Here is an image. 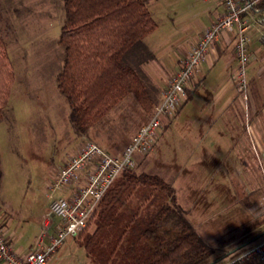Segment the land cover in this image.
<instances>
[{
  "label": "rangeland",
  "instance_id": "obj_1",
  "mask_svg": "<svg viewBox=\"0 0 264 264\" xmlns=\"http://www.w3.org/2000/svg\"><path fill=\"white\" fill-rule=\"evenodd\" d=\"M196 2L177 0L173 3L176 12L168 14L165 10L170 4L163 0V11L154 16L157 28L123 57V63L138 72L155 103L161 98L156 80L158 64H163L171 51L178 52L176 39L190 24L174 28V22L191 14L198 7ZM0 13V33L14 74L9 100L0 117V230L10 244L12 231H34L32 221L37 226L38 216L49 203L44 181L68 152L87 138L109 153H120L150 118L154 105L145 112L129 93L84 134L75 132L68 103L56 82L64 56L57 38V24L61 28L64 20L63 0H0ZM201 80L196 81V92L202 91ZM176 119L174 116L166 128L163 121L157 144L149 152L137 154L133 169L136 173L157 174L171 184L186 217L218 255L224 239H240L244 230L237 228L247 218L234 202L233 166L216 156L201 157L198 146L203 133L199 120L189 118L177 126L173 123ZM139 187L130 199L131 205L142 201L145 186Z\"/></svg>",
  "mask_w": 264,
  "mask_h": 264
},
{
  "label": "trees",
  "instance_id": "obj_2",
  "mask_svg": "<svg viewBox=\"0 0 264 264\" xmlns=\"http://www.w3.org/2000/svg\"><path fill=\"white\" fill-rule=\"evenodd\" d=\"M253 8L264 10V0ZM63 11L58 42L64 56L56 82L75 132L84 134L129 93L149 112L155 98L138 72L123 63L124 55L157 27L147 1L63 0ZM13 82L0 33V117ZM139 186H145L142 201L131 205ZM76 242L93 264H218L227 254L215 255L177 203L171 184L133 168L123 170L105 190Z\"/></svg>",
  "mask_w": 264,
  "mask_h": 264
},
{
  "label": "crops",
  "instance_id": "obj_3",
  "mask_svg": "<svg viewBox=\"0 0 264 264\" xmlns=\"http://www.w3.org/2000/svg\"><path fill=\"white\" fill-rule=\"evenodd\" d=\"M162 1H147L153 18L158 12L163 11L161 10L163 7L160 5ZM175 1L177 0H167L170 5H167L169 9L165 10L166 13L176 12L173 8ZM196 1L198 7H195L191 14L174 22V28L182 27L189 22L190 24L176 39L178 42L175 48H178V52L171 51L164 58V63L158 64L156 80L159 96H161L160 90L164 87L169 74L179 67L190 46L198 40L203 30L224 11L221 0ZM258 14L264 16V10L259 11ZM169 18L173 17L169 16ZM250 21L247 99H243L242 95L236 92L234 81L233 41L236 30L222 32L211 48L208 57L201 63L197 79L189 85L187 91H191V94L187 96L186 91V96L175 115L177 119L173 122L179 126L181 122L185 124L189 118L190 121L199 120L203 133L198 146L201 150V157L216 156V158L226 159L227 161L223 162L233 166L232 180L235 182V188L232 192L236 198L234 202L238 209H241L240 213H247V218L237 228L244 230L239 240L224 239L219 244L218 248L221 251L217 252L227 253L221 260H225L233 252L264 237V40L261 38V35L264 34V23L259 24L252 19ZM57 27L60 31L59 24ZM199 79H202V91L196 92L195 85ZM205 89L211 93L204 92ZM173 118L164 119L165 128ZM245 198L247 199V205H245L247 208L243 206ZM48 206L49 203L38 216L37 226L32 221L34 231L31 234L25 230V232L21 230L11 232L10 246L17 254H25L36 247L38 235L42 231L41 218L48 211ZM56 223L57 220L52 218L45 228V232L49 235L53 234ZM249 238L253 240L246 242ZM48 241V236H44L43 243L46 244ZM48 264L92 263L83 247L77 244L75 237L66 240ZM248 264H264V261Z\"/></svg>",
  "mask_w": 264,
  "mask_h": 264
},
{
  "label": "built area",
  "instance_id": "obj_4",
  "mask_svg": "<svg viewBox=\"0 0 264 264\" xmlns=\"http://www.w3.org/2000/svg\"><path fill=\"white\" fill-rule=\"evenodd\" d=\"M224 11L190 46L179 67L168 76L160 100L154 104L150 118L143 123L123 150L112 154L95 142L84 139L67 153L60 166L46 179L45 193L50 202L41 218L42 231L36 247L19 255L12 250L7 236L0 230L1 264H48L58 248L68 239L75 238L90 222L105 190L125 169L136 164L137 154L149 152L158 142L163 121L176 115L186 96L189 85L197 79L201 63L222 32L236 30L233 41L235 53L234 81L236 90L247 99L249 62L248 44L251 39V19L264 23V16L253 8L256 0H221ZM264 40V34L261 35ZM58 192L59 195L55 196ZM52 218L57 220L53 234L45 228ZM48 236V243L43 237ZM264 261V237L245 246L218 264H248Z\"/></svg>",
  "mask_w": 264,
  "mask_h": 264
}]
</instances>
